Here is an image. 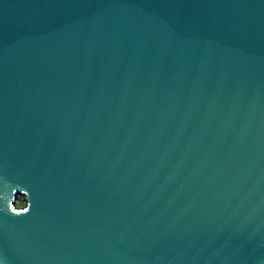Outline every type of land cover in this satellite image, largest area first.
Listing matches in <instances>:
<instances>
[{
    "label": "water",
    "instance_id": "obj_1",
    "mask_svg": "<svg viewBox=\"0 0 264 264\" xmlns=\"http://www.w3.org/2000/svg\"><path fill=\"white\" fill-rule=\"evenodd\" d=\"M0 264H264V0H0Z\"/></svg>",
    "mask_w": 264,
    "mask_h": 264
},
{
    "label": "rangeland",
    "instance_id": "obj_2",
    "mask_svg": "<svg viewBox=\"0 0 264 264\" xmlns=\"http://www.w3.org/2000/svg\"><path fill=\"white\" fill-rule=\"evenodd\" d=\"M22 201V196H20V199H19V201ZM19 201H18V205H22L21 203H19Z\"/></svg>",
    "mask_w": 264,
    "mask_h": 264
},
{
    "label": "trees",
    "instance_id": "obj_3",
    "mask_svg": "<svg viewBox=\"0 0 264 264\" xmlns=\"http://www.w3.org/2000/svg\"><path fill=\"white\" fill-rule=\"evenodd\" d=\"M19 203H21V204H22V203H23V201H21V200H20V201H19Z\"/></svg>",
    "mask_w": 264,
    "mask_h": 264
},
{
    "label": "flooded vegetation",
    "instance_id": "obj_4",
    "mask_svg": "<svg viewBox=\"0 0 264 264\" xmlns=\"http://www.w3.org/2000/svg\"><path fill=\"white\" fill-rule=\"evenodd\" d=\"M24 203H22V205H23Z\"/></svg>",
    "mask_w": 264,
    "mask_h": 264
}]
</instances>
